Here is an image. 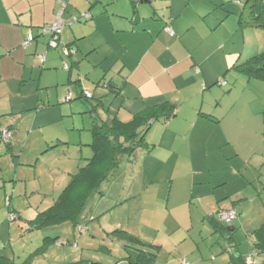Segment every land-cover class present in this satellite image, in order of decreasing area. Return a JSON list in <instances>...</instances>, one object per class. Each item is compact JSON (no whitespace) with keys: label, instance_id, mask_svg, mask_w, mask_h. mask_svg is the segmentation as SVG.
Returning a JSON list of instances; mask_svg holds the SVG:
<instances>
[{"label":"rangeland","instance_id":"374dc122","mask_svg":"<svg viewBox=\"0 0 264 264\" xmlns=\"http://www.w3.org/2000/svg\"><path fill=\"white\" fill-rule=\"evenodd\" d=\"M83 1L76 0L81 7L80 12L75 13L77 16L72 18H68L67 15L62 16L66 26L61 35L59 47L48 48L49 53L59 55L58 60L61 64L58 61L57 66L52 68L48 66L41 71H45L46 74L55 72L54 75H45L46 81H43L42 85L38 83L37 78L21 81L23 90L20 94L7 93L13 87L11 79L0 84V106L8 104L0 107V131L9 130L12 141L10 151L6 142L0 138L1 254L12 257L15 264H23L44 245L46 237H51L57 238L58 243L52 245L49 242V246L53 248L41 254H35L33 259L39 264H45L46 260L56 261L57 264H129L122 262L128 256L125 243L110 235L116 230H124L134 236L142 237L148 243L163 245V252L158 262L172 264L169 262L170 258H178V255H174L175 250L171 252V246L167 245L170 242L167 239L174 229L173 237L177 241L189 239L191 236L192 245L198 251V255L206 259V262L210 261L209 257L214 252L220 253L219 258L222 261L230 258V252L238 255L237 248H231L232 245L227 242L225 234L222 236L220 233H215L211 224L205 221L207 214L202 212L201 198L193 193L201 190L199 187H202L203 178L192 177L188 172L190 151L187 145L180 143L178 136L175 140V135L166 132L165 126L160 123L149 127L145 134V145L131 155L123 153L119 156V166L112 178L102 184L99 192L88 196L81 212L74 216V222L66 221L42 228L33 227L32 222L40 214L48 211L58 200L68 186L71 175H76L80 168L87 165V159L93 157L92 149L85 146L92 143L93 139L90 132L92 119L90 120L88 108H91L90 104L97 105L98 95L101 92L99 90H103L106 77L97 84L95 80L88 79V73L85 75L88 65L93 72L100 68L92 64V54L81 58V67L73 68L74 64H79L78 55L82 52L75 46L68 49L62 41L72 29H84L89 25L90 21L86 23L89 14L83 13L86 11ZM162 1L166 3V0ZM153 2L158 8V0H152V4ZM197 2V0L193 2L194 7ZM149 6L151 7L150 3L144 5L148 8ZM241 6L243 8L244 4ZM187 16H191V20L195 19V16L189 15L188 12ZM75 18H81L83 22L75 21ZM48 25L30 26L23 42L32 35L30 33L32 30L35 31L36 36L40 35V38L34 39L26 48L23 44L20 47L28 51L30 58H39V61L36 59V65L40 69L45 67V63L41 62L46 52L37 51L40 53L38 55L34 50L38 40L42 49L46 50L48 47L51 37L43 32L44 27ZM259 32L261 36H264V29ZM84 41L86 42V39H80L77 42L84 47ZM213 41L214 37L209 40V42ZM259 42L262 44L259 54L263 53V37L252 35L247 42V49L250 45L251 47L259 46ZM185 43L195 54L199 53L196 48L199 45V37L194 30L185 37ZM243 46L237 43L234 49L242 50ZM203 50V52L206 51L204 55L209 54L207 52L209 47L205 46ZM7 60H4L3 69L8 67ZM10 73V69L3 71L5 77H8ZM25 74H30L29 69ZM70 74L72 81L69 79ZM228 74L225 72V76H222V80L227 81V86L214 85L211 88L220 91V94L216 92L218 100L212 103L210 109L211 115H214L212 120H218L219 123H211L213 127L211 128L219 134L222 130H227L229 126L232 127L230 130L236 131L233 134L236 148L244 156H248L247 161L250 163L239 168L238 161L235 162L241 177L234 179V185L238 186L242 179L249 188L245 195H251L249 192L256 195L255 199H258L260 208L264 210L262 196L264 193V108L260 99L256 100L257 94L246 88L248 78L243 79V82H237L230 79ZM83 82L87 84V88L83 86ZM261 84L264 86V83ZM4 92L9 95H4ZM81 92L92 96L88 98L89 104L85 102L86 100L78 99ZM68 93L72 94L71 101L66 99ZM93 95L96 97L93 98ZM109 96L112 98L106 96L105 102L116 100L115 95ZM259 96L264 98V94L259 93ZM234 105L236 109L232 118L221 114V112L224 113L223 110L226 111ZM226 120H239L241 123L233 121L236 124H228ZM46 125L47 127L41 130ZM16 129L19 130L17 140L13 138ZM211 134L214 132L211 131ZM250 148L255 149L258 154L250 152ZM229 205L232 207V203ZM222 210L229 212L233 209ZM246 210L248 217L253 218L257 215V211L253 210L251 205ZM10 212L13 214L11 215ZM211 212V215H215V220L225 226L226 231L231 227L241 231L243 239L239 244L240 253H244L243 249L247 246L252 251L253 245L240 224L241 216L238 212H236V219L231 222L222 221L219 209L211 210ZM75 224L78 225L77 228ZM245 226L248 228L247 222ZM80 228L85 229L86 232L82 233ZM187 248L188 245H185V249ZM203 254L206 256L203 257ZM251 254L256 259L253 253ZM62 259L65 262H62ZM182 260L183 258H179L180 262Z\"/></svg>","mask_w":264,"mask_h":264},{"label":"crops","instance_id":"0c3cea01","mask_svg":"<svg viewBox=\"0 0 264 264\" xmlns=\"http://www.w3.org/2000/svg\"><path fill=\"white\" fill-rule=\"evenodd\" d=\"M68 1L70 3H67ZM194 1L166 0L164 3L162 0H158L159 7L156 8L155 3L152 4V0H84L87 12L83 13L89 14V18L86 20V23L90 21L89 25L84 29H72L71 33L67 34L62 41L65 42L64 45L71 48L75 46L82 52L78 55L79 64H74L73 68L81 67V58L92 54V64L94 67L100 66V68L93 72L91 66L88 65L85 75L88 73V79L95 80L97 84L106 77L103 90H99L101 92L98 95L97 105L90 104L92 108L95 107V115L100 117V120L111 123L113 119L118 118L122 122L128 123L133 120L136 114L146 108L166 102L177 105L175 117L169 121H153L151 125L157 123L164 125L166 132L175 135V140L178 136L179 142L187 145L190 151L188 172L192 177L203 178L202 187H199L201 190L198 191L194 186L197 193H193L201 198L202 212L207 214L205 221L211 224L215 233H220L222 236L225 234L227 242L232 245L231 248H237L238 255L230 252V258L222 261L219 258L220 253L214 252L209 257L210 261L206 262V259L202 258V255L200 257L192 245L191 236L189 237L190 242H188V238L177 241L173 237L175 232L173 229L167 239L170 244L165 243L171 246V252L175 250L174 255H178V258H170L169 262L182 264L185 259L187 263L191 264H231L232 256L242 255L249 264H262L264 256L258 255L255 251L254 232L264 224V210L262 207L260 208L258 199H255L256 195L252 192H249L251 195H245L249 188L242 179L238 186L234 185V179L241 177L237 170L250 163L247 161L248 156H244L239 149L237 150L233 141V134L236 131L230 130L232 127L229 126L227 130H222L221 134L212 129L211 123L218 124L219 121L212 120L214 115H211L210 109L212 103L214 104L215 100H218L216 92L220 94L218 89L211 88L223 81L222 76H225V72L229 73L228 77L233 81L243 82V79L248 78L236 72L233 67L261 52L262 44L260 42L262 40H260L259 46L252 45L251 47L250 45L248 49L247 42L252 35L264 38L261 36L262 34H259L263 28H240L239 17L243 13L244 7L242 8V2L239 0H197L195 7ZM147 3H150L151 7H144ZM227 4L230 5L227 6ZM80 8L76 0H0V84L9 79L13 83L12 90L7 93L11 95L22 93L23 89H21L20 83L21 81L25 82L27 78H37L38 83L42 85L43 81H46L45 75L52 76L55 72L46 74L41 70L47 69L48 66L50 68L57 66L58 61L61 64V61L58 60L59 55L49 53V45L46 50L42 49L39 40L36 42L34 51L38 55L40 53L37 51L46 52L41 62L45 63L44 69L37 67L36 59L39 61L38 57L30 58L28 51L23 47V49L20 48L30 26L42 27L53 24L57 19V14L61 12L64 16L72 18L77 16L75 13L80 12ZM187 12L189 15L195 16V19L191 20V16H187ZM77 19L78 22H83L81 18ZM167 28H170L172 33L167 31ZM192 30L199 37V45L196 47L198 54L190 50L185 43V37ZM30 33L35 39L40 38V35L36 36L33 30ZM212 37H214V41L209 42ZM80 39H86L84 47L78 44L77 41ZM237 43L244 45L242 50L234 49ZM205 46L209 47L208 55H204L206 53V51L203 52ZM5 59H8L6 69L11 70L8 77L3 75V71L6 70L3 69ZM28 69L30 74L26 75L25 72ZM69 79L72 81L71 74ZM248 79L246 88L257 94L256 100L259 98L264 108V98L259 96V93L264 94V86L261 84L263 82ZM83 86L87 88L85 82H83ZM112 94L115 95L116 100L105 102L104 98L106 96L112 98L109 96ZM4 95L9 94L4 92ZM95 97L93 95V98ZM6 105L8 104H3L0 107ZM88 109L91 120V108ZM235 109L234 105L226 111L223 110L224 113L221 112V114L232 118ZM226 121L228 124L241 123L239 120ZM46 127L47 125L41 130ZM211 131L214 134H211ZM18 132L19 130L16 129L13 133V138L16 140ZM174 142L176 143V141ZM90 144L85 146L91 148ZM250 152L258 154L253 148H250ZM236 161H238L239 168H237ZM262 196L264 198V193ZM245 200L247 201L245 202ZM230 203H232V207L229 205ZM249 205L257 211V215L253 218L248 217L246 208ZM216 209H219L220 212L223 211L222 209H233L230 211L236 209V212L241 216L239 217L240 224L249 235L253 245L252 251L247 246L242 248L244 253H240L239 244L243 238L241 231H238L236 227H231L227 231L226 228L219 231L223 225L220 221L213 222L215 215H211V210ZM246 222L249 225L248 228L245 226ZM139 238L143 240L142 237L139 236ZM149 244L159 247L157 263L162 264L158 262V258L163 252V245ZM185 245H188L187 249H185ZM49 248L53 247L49 246L47 250ZM39 249L23 264H39L33 259L35 254L42 253L38 251ZM251 253L256 259L252 257ZM205 256L203 254V257ZM0 257L7 258L8 264H15L12 257L1 254V251ZM179 258H183V260L180 262ZM62 262L65 261L62 259ZM45 264L57 263L46 260Z\"/></svg>","mask_w":264,"mask_h":264},{"label":"trees","instance_id":"16d2710c","mask_svg":"<svg viewBox=\"0 0 264 264\" xmlns=\"http://www.w3.org/2000/svg\"><path fill=\"white\" fill-rule=\"evenodd\" d=\"M239 1L242 2L241 0ZM242 4H244V10L239 17L240 28L245 29L247 27H253L264 29V0H244ZM44 34L46 33L44 32ZM61 35L59 42L61 40ZM33 38L35 39L34 36ZM67 48L70 49L71 47L67 46ZM233 69L250 79H255L264 83V52L245 62L236 64ZM223 82L226 81H220L218 85H222ZM78 98L86 100L85 102L89 104V99L86 98L83 92L79 94ZM92 106L90 112L93 119L91 129L93 139L90 147L93 151V157L87 159V165L80 168L76 175H71L68 186L63 190L54 205L45 213L40 214L36 220L32 222L35 228H42L46 225L66 221L74 222V216L76 217V215L81 212L84 203L88 200V196L99 192L102 184L112 178L119 166V156L123 153L131 155L138 148L145 145V134L149 130L152 122L169 121L176 116L177 110V105L166 102L146 108L144 111L136 114L133 120L128 123H124L118 118L108 123L107 121L100 120V117L95 115V107L92 108ZM5 132L10 135L8 141L5 139ZM5 132H0V138L6 142L11 151V132L9 130ZM10 214L12 215L13 213L10 212ZM214 221L215 219H213V222ZM77 226L78 225L75 224L76 228ZM81 229L83 228H80V231ZM223 229H225V227L222 226L219 231ZM110 235L114 239L125 243L128 256L125 257L123 261L129 264H158V246L146 243L139 237L124 230H116ZM254 236L255 251L258 255L264 256V224L260 229L254 232ZM49 242L54 245L58 243V239L45 238L44 246L38 251L45 252L50 245ZM8 261L7 258L0 257V264H8ZM231 264L249 263L241 255L232 256ZM262 264H264V260Z\"/></svg>","mask_w":264,"mask_h":264},{"label":"built area","instance_id":"2783aa9c","mask_svg":"<svg viewBox=\"0 0 264 264\" xmlns=\"http://www.w3.org/2000/svg\"><path fill=\"white\" fill-rule=\"evenodd\" d=\"M62 15H63V12H61L59 14V16L57 17V20L55 21L54 24H52L50 26H46L44 28V32L51 37V40L49 42V46L52 49H57L59 47V43H60L59 42V38H60V35H61L64 27L66 26L65 22L62 19ZM77 20L78 19L75 18V21H77ZM167 31L172 33L170 28H167ZM33 40H34L33 36L30 35L28 40L23 42V47L24 48L28 47L32 43ZM66 68H68V66H66ZM222 85H226V82H223ZM84 95L86 96V98H91L92 97L89 93H86ZM66 99L68 101L72 100V94L68 93V96H67ZM4 135H5V139L8 141L10 139V135L8 133H6V132H5ZM219 215H220L222 221H225V222H231V221L235 220L236 217H237V214L234 211H229V212L223 211V212H220ZM81 232L85 233V229H81ZM182 264H188V263H187L186 260H183Z\"/></svg>","mask_w":264,"mask_h":264}]
</instances>
